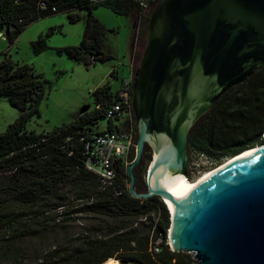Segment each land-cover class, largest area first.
<instances>
[{
	"label": "trees",
	"instance_id": "1",
	"mask_svg": "<svg viewBox=\"0 0 264 264\" xmlns=\"http://www.w3.org/2000/svg\"><path fill=\"white\" fill-rule=\"evenodd\" d=\"M156 3L142 10L133 0H0V32L5 29L12 44L38 18L86 8L88 16L79 45L61 50L90 65L113 58L105 41L106 28L92 15L94 7L105 5L126 16L135 10L146 12L147 22ZM52 7L56 11H51ZM68 18L76 22L79 16L69 13ZM54 30L51 27L31 42L34 53L48 48L47 38ZM47 84L50 82L33 67L14 63L3 54L0 98L19 113L0 133V264H111L116 259L119 264H194L190 253L172 251L166 243L170 219L165 203L158 196H131L123 161L118 160L110 185L102 184L100 177L86 167L80 137L118 129V118L106 113L118 100L120 85L113 90L110 83H104L93 90L94 105L83 109L72 122L36 132L27 125L34 114L40 113ZM103 120L106 126L100 129ZM123 121L121 129L127 122ZM263 143L264 67L224 92L195 122L186 149L188 159L198 154L218 164ZM144 160L137 165H143ZM136 186L139 188L137 180ZM80 218L84 222L77 224L78 230H68ZM158 237H162L160 249L153 252L151 244ZM32 239H38L39 249L29 256L26 243Z\"/></svg>",
	"mask_w": 264,
	"mask_h": 264
},
{
	"label": "water",
	"instance_id": "2",
	"mask_svg": "<svg viewBox=\"0 0 264 264\" xmlns=\"http://www.w3.org/2000/svg\"><path fill=\"white\" fill-rule=\"evenodd\" d=\"M262 67L264 0H159L152 8L131 74L138 138L127 168L129 193L162 199L171 215L169 247L190 253L194 264H264V143L183 198L160 184L163 176L188 177L195 122ZM145 146L153 157L140 193L132 168Z\"/></svg>",
	"mask_w": 264,
	"mask_h": 264
},
{
	"label": "rangeland",
	"instance_id": "3",
	"mask_svg": "<svg viewBox=\"0 0 264 264\" xmlns=\"http://www.w3.org/2000/svg\"><path fill=\"white\" fill-rule=\"evenodd\" d=\"M69 13L77 14L79 19L76 22H70ZM92 15L106 28L105 41L109 51L113 54V58L97 60L90 65H85L81 61L70 58L61 50L68 46L79 45L88 16V9L86 8L63 10L38 18L29 23L12 44H9L5 36L6 30H1L0 59L6 53L14 63L27 64L33 67L37 73H41L50 82L46 87L47 94L39 105L40 113L31 117L27 125L28 129H33L36 132L49 131L53 127L61 126L63 123L72 122L86 106L92 107L94 105V89L108 82L112 89L116 90L122 78L130 77V63L131 73L135 70L144 46L148 24L145 19L146 12L140 14L135 10L132 14L126 16L115 13L105 5H98L92 9ZM51 27H54L55 30L47 38L48 48L39 54L34 53L31 42L38 38L40 34L49 32ZM114 71H116L115 74H112ZM18 113V110L11 106L6 99L0 98V133L18 117ZM105 126V120L100 122V129H104ZM134 132L135 141L137 142L138 132L135 118ZM143 151L145 154L142 152L144 155H141L140 159V161L142 158L145 159L143 165H135L132 168L135 186L136 180L139 185V188L136 186V190L140 193L146 192L147 171L153 157L149 147H144ZM134 156L135 147L128 155L126 168H128ZM228 158L226 157L222 162ZM222 162L213 164L201 155L192 154L188 159V179L184 184H190L205 171L218 166ZM129 185L128 183L127 188H129ZM170 216L169 212V219ZM82 222L84 220L80 218L75 223H71L68 230L77 231V224L79 225ZM74 224L76 227H74ZM168 230L169 228L167 229V243L169 242ZM38 244V239H32L26 243L29 256L31 254L35 255V250L37 252L39 249ZM163 244L165 243L163 242Z\"/></svg>",
	"mask_w": 264,
	"mask_h": 264
},
{
	"label": "built area",
	"instance_id": "4",
	"mask_svg": "<svg viewBox=\"0 0 264 264\" xmlns=\"http://www.w3.org/2000/svg\"><path fill=\"white\" fill-rule=\"evenodd\" d=\"M87 1L91 3H104L108 0ZM133 1L142 10H147L151 7L153 2H158L159 0ZM40 8H45L43 3H40ZM51 11H56L55 7H52ZM1 35L2 34L0 32V36ZM131 100L132 90L130 76L129 78L123 79L118 90V100L107 109L106 113L110 118H118V121L116 122L118 129H114L103 134H91L89 137L84 135L80 137L81 141L84 142L86 167L95 172L100 177L101 182L104 185H110L113 183L116 176L115 166L118 160L123 161L126 166L128 164V155L136 146L133 124L134 115ZM123 120L127 122H125L124 128L121 129L120 121L124 122ZM161 242L162 237H158L156 240L152 241L151 250L153 252H158Z\"/></svg>",
	"mask_w": 264,
	"mask_h": 264
},
{
	"label": "bare ground",
	"instance_id": "5",
	"mask_svg": "<svg viewBox=\"0 0 264 264\" xmlns=\"http://www.w3.org/2000/svg\"><path fill=\"white\" fill-rule=\"evenodd\" d=\"M262 148H264V146ZM252 150H255V149L246 150L245 152L238 155L237 157L236 156L235 157H232V156L229 157L227 160H225L224 162H222L218 166L205 171L203 174H201L198 178H196L193 182H191L188 185L184 184L186 179H188V178L181 175V174H178L177 176H174V177L163 176L160 179V184H162V186L164 188H166L175 198H178V199L183 198V197L191 194L192 192H194L200 186V184L203 182V180L207 176H209V175L213 174L214 172H216L217 170L227 166L233 160H236L237 158L245 156L246 154L250 153ZM168 207L173 212V206L170 202H168ZM112 263L118 264V261L113 260Z\"/></svg>",
	"mask_w": 264,
	"mask_h": 264
},
{
	"label": "crops",
	"instance_id": "6",
	"mask_svg": "<svg viewBox=\"0 0 264 264\" xmlns=\"http://www.w3.org/2000/svg\"><path fill=\"white\" fill-rule=\"evenodd\" d=\"M130 74H131V63H130ZM123 79H125V78H123Z\"/></svg>",
	"mask_w": 264,
	"mask_h": 264
},
{
	"label": "flooded vegetation",
	"instance_id": "7",
	"mask_svg": "<svg viewBox=\"0 0 264 264\" xmlns=\"http://www.w3.org/2000/svg\"><path fill=\"white\" fill-rule=\"evenodd\" d=\"M140 159H141V158H140ZM139 161H140V160H139ZM139 161H138L135 165H137V164L139 163ZM135 165H134V166H135Z\"/></svg>",
	"mask_w": 264,
	"mask_h": 264
},
{
	"label": "clouds",
	"instance_id": "8",
	"mask_svg": "<svg viewBox=\"0 0 264 264\" xmlns=\"http://www.w3.org/2000/svg\"><path fill=\"white\" fill-rule=\"evenodd\" d=\"M132 74V73H131ZM131 76V75H130Z\"/></svg>",
	"mask_w": 264,
	"mask_h": 264
}]
</instances>
